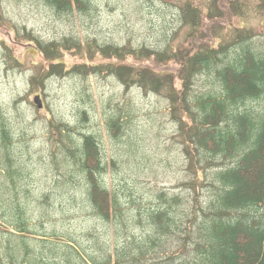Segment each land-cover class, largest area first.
I'll list each match as a JSON object with an SVG mask.
<instances>
[{"label":"trees","instance_id":"obj_1","mask_svg":"<svg viewBox=\"0 0 264 264\" xmlns=\"http://www.w3.org/2000/svg\"><path fill=\"white\" fill-rule=\"evenodd\" d=\"M41 1L57 14L96 9L94 0ZM246 9L247 0H207L204 12L193 0H183L174 23L187 28L186 37L177 45L165 40L160 47L129 48L84 35L82 40L73 33L52 41L31 32L23 35L48 64L31 77L37 87L46 77L62 72L85 80L90 75L114 77L125 90L136 87L163 93L188 155L193 180L187 186L195 190L202 185L206 194L199 198L200 193L193 192L187 203H180L179 195L168 200L159 194L157 204L132 210L131 219L145 230L140 238L121 236L127 218L119 195L107 185V164L98 138L75 133L65 122L51 121L60 144L58 154L62 153L68 168L59 172L58 155L51 150L46 166L53 172L54 185L36 192L14 149L10 115L0 113V264H264V54L252 49L248 43L252 35L246 31L238 33L233 43L214 44L204 34L205 21L243 16ZM3 15L0 10V26ZM0 45L10 50L8 44ZM66 54L172 62L177 74L121 61L65 67ZM202 74L217 80V91H194ZM17 103L13 101L11 111L15 123L21 124L29 114ZM104 118L112 137L118 138L122 116ZM222 161L228 165H219ZM208 173L215 183L206 181ZM76 210L99 226L92 234L94 249L75 234L71 223L79 215L71 213ZM163 249L169 251L156 254ZM153 251L154 258L146 259Z\"/></svg>","mask_w":264,"mask_h":264},{"label":"rangeland","instance_id":"obj_2","mask_svg":"<svg viewBox=\"0 0 264 264\" xmlns=\"http://www.w3.org/2000/svg\"><path fill=\"white\" fill-rule=\"evenodd\" d=\"M182 1L94 0L96 9L92 8L90 13L74 12L69 15L53 12L41 0H0V10L4 14L0 26V43L8 44L10 48L6 52L0 45V113L3 117L10 115L7 117L8 122L14 124V149L19 153L24 170L35 184L36 192H39L40 187L42 192H46L45 187L54 185L53 172L46 166L51 150L58 155L59 172L67 171L68 165L63 162L62 153L58 154L60 144L57 132L50 126L51 121L67 123L75 133L96 136L103 144L107 185L119 195L126 214L124 228L127 229L121 236L127 234L140 238L145 230L140 226L141 230L131 219L134 217L132 210L137 206L157 204L159 194H164L168 200L179 195L182 199L180 203H187L193 192L200 193L199 198L206 194L202 185L195 186V190L187 186L193 177L187 169L189 159L185 155L178 126L170 120L168 99L163 93L155 94L136 87L125 90L114 77L90 75L85 80L83 76L76 77L62 72L46 77L42 86L37 87L31 77L39 71L41 65L46 67L48 64L37 50L29 47L23 35L31 32L41 39L52 41L73 33L81 39L84 35L129 48L142 45L160 47L165 40H169L171 45H177L185 39L187 32L185 26L174 23L177 22L174 17L177 7ZM193 1L202 7L203 12L207 10V0ZM247 2L248 9L243 16L205 21L204 34L213 39L214 44L233 43L238 33L246 31L252 35L248 41L252 49L264 54V0ZM62 61L65 67L82 62L121 61L146 65L156 72L177 74V66L172 62L162 65L154 60L133 57L125 60L95 56L91 59L66 54ZM193 89L196 93L217 91V80L202 74L196 79ZM36 95L40 96L42 107L34 103ZM14 100H18L19 108L23 107L29 114L28 119L21 124L15 123L13 119L11 110ZM82 109H85V114H82ZM114 115L122 116L121 124H124L118 138L112 137L104 118ZM82 118L86 120L84 123ZM72 138L76 140L77 136ZM63 140L70 146V141L65 138ZM218 164L228 165V161ZM208 174L206 181L215 183L212 173ZM84 213L72 211L71 216H79L77 222L72 219L71 225L75 226V234L81 235L85 246L94 249L92 234L97 233L95 228L99 226ZM123 244L122 241L120 245ZM167 251L163 249V252L156 254L162 255ZM154 256L153 251L146 259Z\"/></svg>","mask_w":264,"mask_h":264},{"label":"water","instance_id":"obj_3","mask_svg":"<svg viewBox=\"0 0 264 264\" xmlns=\"http://www.w3.org/2000/svg\"><path fill=\"white\" fill-rule=\"evenodd\" d=\"M34 103L37 105V107H42L41 98L39 95H36L33 99Z\"/></svg>","mask_w":264,"mask_h":264}]
</instances>
